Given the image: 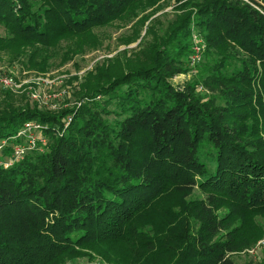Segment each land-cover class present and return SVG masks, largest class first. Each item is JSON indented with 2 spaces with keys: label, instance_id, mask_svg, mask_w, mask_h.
<instances>
[{
  "label": "trees",
  "instance_id": "1",
  "mask_svg": "<svg viewBox=\"0 0 264 264\" xmlns=\"http://www.w3.org/2000/svg\"><path fill=\"white\" fill-rule=\"evenodd\" d=\"M146 1L0 0L4 50L33 48L47 64L37 45ZM180 8L153 60L103 69L85 101L56 114L0 101V141L30 120L44 140L0 165V264H56L106 242L146 251L136 264H236L233 254L251 245L242 215L264 214V0ZM193 26L207 43L195 68ZM193 69L192 81L174 84Z\"/></svg>",
  "mask_w": 264,
  "mask_h": 264
},
{
  "label": "rangeland",
  "instance_id": "2",
  "mask_svg": "<svg viewBox=\"0 0 264 264\" xmlns=\"http://www.w3.org/2000/svg\"><path fill=\"white\" fill-rule=\"evenodd\" d=\"M185 1L188 0L138 2L109 24L94 27L82 35L69 36L49 47L37 45L51 55L47 64L39 54L32 58L33 48L24 55L5 51L10 34L0 27V101H12L16 108L32 105L52 114L85 101V94L93 87L88 84L90 78L98 76L103 69L112 71L113 67H139L148 59L153 60L169 26L183 13L180 7ZM195 36L201 40V65L206 57L207 43L195 26L191 28L189 65L197 47ZM195 76L185 72L175 76L173 81L182 87ZM5 78L11 79V82L5 83ZM203 86L198 87L199 94L211 97L213 92ZM39 134L40 131H37L36 136ZM30 139L21 137L19 142L30 144ZM33 139L36 141L34 148H37L41 138ZM11 140L6 143L11 145ZM5 150L12 153L11 146L5 147ZM196 194L200 193L197 191ZM241 226L243 236L250 239L251 245L233 254L235 263L264 264V245H259L264 239V214L258 210L244 212ZM80 252L67 254L56 264H136L139 253L146 251L138 248L133 251L123 242H106Z\"/></svg>",
  "mask_w": 264,
  "mask_h": 264
},
{
  "label": "built area",
  "instance_id": "3",
  "mask_svg": "<svg viewBox=\"0 0 264 264\" xmlns=\"http://www.w3.org/2000/svg\"><path fill=\"white\" fill-rule=\"evenodd\" d=\"M195 39H197V47L195 46L194 48V53L192 54L191 58H190V66L192 68H195L197 64H199L202 61V47L199 45L201 43V40L198 39L195 36ZM196 72V70L193 69L192 73L190 72V74H194ZM5 83H10L11 79L5 78L4 79ZM202 87V86H201ZM43 130V125L38 122V121H28L24 124V126H22V128L19 129L18 133L14 136V141H11L12 144H8L6 142H8V140L4 139L3 141H0V165H4L5 167H9L11 165H13L15 162L21 160L24 155L27 154V151L34 148L36 141L33 138L40 139L41 141L44 142V140L42 139L41 133ZM40 131L39 136H36V132ZM21 137H31L32 139H30V144H20L19 139ZM36 139V140H37ZM12 147V153H8L5 150V147ZM259 245L262 246L264 245V239H262L259 242Z\"/></svg>",
  "mask_w": 264,
  "mask_h": 264
}]
</instances>
